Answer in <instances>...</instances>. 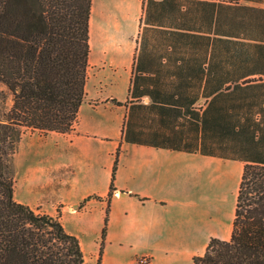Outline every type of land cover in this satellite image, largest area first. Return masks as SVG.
Segmentation results:
<instances>
[{"label": "crops", "instance_id": "0c3cea01", "mask_svg": "<svg viewBox=\"0 0 264 264\" xmlns=\"http://www.w3.org/2000/svg\"><path fill=\"white\" fill-rule=\"evenodd\" d=\"M50 133L21 138L15 188L59 195L84 264L117 150L100 264H192L230 238L244 163H264V0H92L78 120Z\"/></svg>", "mask_w": 264, "mask_h": 264}, {"label": "trees", "instance_id": "16d2710c", "mask_svg": "<svg viewBox=\"0 0 264 264\" xmlns=\"http://www.w3.org/2000/svg\"><path fill=\"white\" fill-rule=\"evenodd\" d=\"M91 2L0 0V264H84L79 238L63 225L61 209L51 214L14 197L13 157L25 130L45 136L74 129L85 97ZM91 197L101 199L90 195L78 207ZM192 264H264V163H244L230 238L211 237Z\"/></svg>", "mask_w": 264, "mask_h": 264}, {"label": "rangeland", "instance_id": "374dc122", "mask_svg": "<svg viewBox=\"0 0 264 264\" xmlns=\"http://www.w3.org/2000/svg\"><path fill=\"white\" fill-rule=\"evenodd\" d=\"M5 90L4 85L0 84V90ZM1 103V102H0ZM2 104V103H1ZM11 104V96L8 95L5 106L9 107ZM46 137V138H45ZM59 135L55 133H50L49 135H41L38 132H33L30 130H25V133L22 135V141L25 140L27 142L31 141L32 139H52V138H58ZM50 145H52L50 143ZM47 153H40V152H33L29 157L28 161L31 163L35 162V160L44 159L46 158ZM15 157H13V162L15 165ZM15 168V167H14ZM16 186V185H15ZM14 197L17 200H21L24 203L30 204L32 206H39L40 211L49 212V213H57V207L60 209V205H52L53 202H56V199L59 197V195H55L47 191V189L41 187H31L29 190L27 187L21 188V186H17L14 189Z\"/></svg>", "mask_w": 264, "mask_h": 264}, {"label": "built area", "instance_id": "2783aa9c", "mask_svg": "<svg viewBox=\"0 0 264 264\" xmlns=\"http://www.w3.org/2000/svg\"><path fill=\"white\" fill-rule=\"evenodd\" d=\"M148 260H149V258L145 255L139 256L136 259V264H147Z\"/></svg>", "mask_w": 264, "mask_h": 264}]
</instances>
